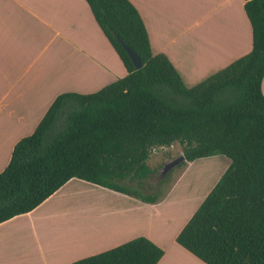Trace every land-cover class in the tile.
I'll return each mask as SVG.
<instances>
[{
	"label": "trees",
	"instance_id": "16d2710c",
	"mask_svg": "<svg viewBox=\"0 0 264 264\" xmlns=\"http://www.w3.org/2000/svg\"><path fill=\"white\" fill-rule=\"evenodd\" d=\"M86 2L126 73L94 91L58 93L15 142L0 171V222L30 211L73 177L159 201L170 171L147 184L154 172L147 158L178 141L184 161L224 154L229 164L175 241L207 264H264V0H244L251 49L191 86L165 53L152 52L130 0ZM162 254L138 235L67 264H156Z\"/></svg>",
	"mask_w": 264,
	"mask_h": 264
},
{
	"label": "crops",
	"instance_id": "0c3cea01",
	"mask_svg": "<svg viewBox=\"0 0 264 264\" xmlns=\"http://www.w3.org/2000/svg\"><path fill=\"white\" fill-rule=\"evenodd\" d=\"M130 1L143 20L152 52L165 53L177 71H183V77L179 72L183 82L192 81L196 69L209 75L251 49L244 0ZM178 58L183 59V70ZM125 73L86 0H0V171L15 142L32 132L58 93L94 91ZM261 91L264 94V74ZM73 180L30 211L0 222V264H67L138 235L163 248L156 264H207L175 241L184 223L168 238L141 228L145 216L162 211L163 200L145 202L126 193L114 226L103 230L105 223L87 219L68 237H60L64 232L60 230L55 240L39 241L45 256L38 246H30L27 258L29 219L65 186L78 185ZM67 238L68 243L61 245ZM50 241L56 249H48Z\"/></svg>",
	"mask_w": 264,
	"mask_h": 264
},
{
	"label": "rangeland",
	"instance_id": "374dc122",
	"mask_svg": "<svg viewBox=\"0 0 264 264\" xmlns=\"http://www.w3.org/2000/svg\"><path fill=\"white\" fill-rule=\"evenodd\" d=\"M187 57L189 56L187 55L185 59L190 63ZM176 60L180 69L183 70V66H180V61L183 63V59ZM179 72H182L180 74L183 77V71ZM206 76L204 72H200V69H196L193 80L187 81L186 78L184 83L186 86H190ZM181 153L182 145L178 141L170 145L154 147L147 158V163L154 169V172L146 180L147 184L158 183L161 179L158 176L159 168L164 161ZM181 163L170 170L167 180L160 185L162 196L159 200H163L162 211L156 213L155 216H145L142 221L140 220V226L145 228V232L160 234L159 238L161 235L165 238L171 236L179 228L178 226L191 216L228 166L229 158L224 154H214L192 161L185 160ZM73 181H79L78 185L65 186L29 219V227L26 229L25 235L27 258L30 246H38L41 250L39 241L41 243L43 238L49 237L51 241L55 240L60 230L64 231L59 235L60 237H68L69 232L73 233V229L80 228L87 219L96 225L100 224L99 221L105 223L103 230L115 225L116 211L117 209L122 211L121 207L124 205L123 199H126V194L76 177ZM104 219L106 222L103 221ZM34 237L38 239L37 243L34 242ZM51 241L48 249H56V243ZM68 241V238L63 240L61 245H66ZM42 250L45 256L46 251Z\"/></svg>",
	"mask_w": 264,
	"mask_h": 264
},
{
	"label": "water",
	"instance_id": "95a60500",
	"mask_svg": "<svg viewBox=\"0 0 264 264\" xmlns=\"http://www.w3.org/2000/svg\"><path fill=\"white\" fill-rule=\"evenodd\" d=\"M123 46L125 47L126 51L128 52L135 68H139L142 66V61L139 57V55L127 44L123 43ZM185 157L183 153L179 154L178 156L172 157L162 164V166L159 168V178L164 177L174 166L184 161Z\"/></svg>",
	"mask_w": 264,
	"mask_h": 264
}]
</instances>
